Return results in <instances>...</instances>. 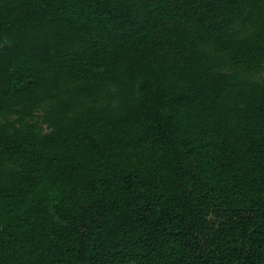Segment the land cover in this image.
<instances>
[{"label": "trees", "instance_id": "obj_1", "mask_svg": "<svg viewBox=\"0 0 264 264\" xmlns=\"http://www.w3.org/2000/svg\"><path fill=\"white\" fill-rule=\"evenodd\" d=\"M0 264H264V0H0Z\"/></svg>", "mask_w": 264, "mask_h": 264}]
</instances>
